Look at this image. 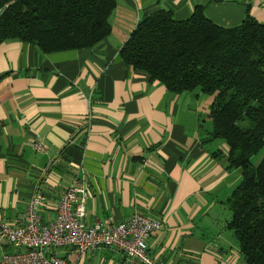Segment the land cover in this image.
<instances>
[{"label":"crops","instance_id":"0c3cea01","mask_svg":"<svg viewBox=\"0 0 264 264\" xmlns=\"http://www.w3.org/2000/svg\"><path fill=\"white\" fill-rule=\"evenodd\" d=\"M198 5L220 26L238 25L246 10L264 22V0H116L109 35L91 47L44 53L28 41L0 43L1 220L23 223L44 170L37 191L46 200L39 213L50 222L82 163L86 224L140 212L161 222L146 241L155 262L241 263L226 202L241 171L226 169L225 142L210 138V95L169 92L119 55L145 14L165 8L184 20ZM12 251L0 242V258ZM56 252L69 262L78 257L71 246ZM81 262L142 264L106 247L87 251Z\"/></svg>","mask_w":264,"mask_h":264},{"label":"trees","instance_id":"16d2710c","mask_svg":"<svg viewBox=\"0 0 264 264\" xmlns=\"http://www.w3.org/2000/svg\"><path fill=\"white\" fill-rule=\"evenodd\" d=\"M115 7L116 0H0V43L28 41L44 53L91 47L109 35ZM119 55L169 92L210 95V138L225 142L226 169L241 171L226 201L227 227L244 264H264V22L246 10L241 23L224 27L201 5L184 20L158 8L137 22Z\"/></svg>","mask_w":264,"mask_h":264},{"label":"built area","instance_id":"2783aa9c","mask_svg":"<svg viewBox=\"0 0 264 264\" xmlns=\"http://www.w3.org/2000/svg\"><path fill=\"white\" fill-rule=\"evenodd\" d=\"M32 146L37 151L43 150L39 139H33ZM81 164L59 198L55 216L50 222L44 223L39 213L46 200L45 193L37 191L44 170L40 171L32 186L33 193L26 203L23 223L10 225L0 219V242L6 241L15 249L3 252L0 264H84L81 258L87 251L98 247L118 250L142 264H162L154 261L146 243L151 233L160 228V220L134 212L125 220H111L106 225L85 223L88 194ZM63 246L73 247L77 259L69 262L60 257L56 249Z\"/></svg>","mask_w":264,"mask_h":264},{"label":"rangeland","instance_id":"374dc122","mask_svg":"<svg viewBox=\"0 0 264 264\" xmlns=\"http://www.w3.org/2000/svg\"><path fill=\"white\" fill-rule=\"evenodd\" d=\"M260 158H261V154L254 155L253 156V161L257 163L260 160ZM240 264H244L243 260L241 261Z\"/></svg>","mask_w":264,"mask_h":264}]
</instances>
